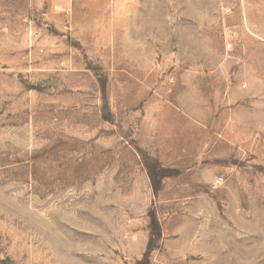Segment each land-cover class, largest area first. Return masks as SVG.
Listing matches in <instances>:
<instances>
[{"label":"rangeland","instance_id":"obj_1","mask_svg":"<svg viewBox=\"0 0 264 264\" xmlns=\"http://www.w3.org/2000/svg\"><path fill=\"white\" fill-rule=\"evenodd\" d=\"M0 264H264V0H0Z\"/></svg>","mask_w":264,"mask_h":264},{"label":"built area","instance_id":"obj_2","mask_svg":"<svg viewBox=\"0 0 264 264\" xmlns=\"http://www.w3.org/2000/svg\"><path fill=\"white\" fill-rule=\"evenodd\" d=\"M218 181H220V182H221V181H222V180H221V178H220V180H218Z\"/></svg>","mask_w":264,"mask_h":264}]
</instances>
